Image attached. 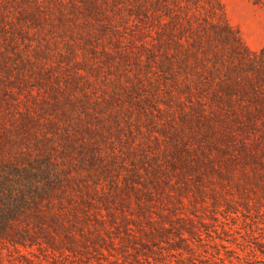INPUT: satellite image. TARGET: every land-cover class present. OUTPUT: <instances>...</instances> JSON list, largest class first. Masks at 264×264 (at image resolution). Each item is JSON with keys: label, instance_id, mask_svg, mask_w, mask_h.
<instances>
[{"label": "rangeland", "instance_id": "374dc122", "mask_svg": "<svg viewBox=\"0 0 264 264\" xmlns=\"http://www.w3.org/2000/svg\"><path fill=\"white\" fill-rule=\"evenodd\" d=\"M222 1L264 48V0ZM186 3L0 0V264H264V170L200 108L230 51Z\"/></svg>", "mask_w": 264, "mask_h": 264}, {"label": "trees", "instance_id": "16d2710c", "mask_svg": "<svg viewBox=\"0 0 264 264\" xmlns=\"http://www.w3.org/2000/svg\"><path fill=\"white\" fill-rule=\"evenodd\" d=\"M169 1L158 0L164 14L169 9ZM185 2L189 3L184 6V20L188 29L197 35L196 39L202 42L204 37L215 34L230 51V71L225 75L229 84L223 101L228 109L222 114V119L214 117L208 120L210 116L206 111L211 105L204 101L200 105L203 118L209 127L232 123L237 130L234 136L236 150L249 159L254 167L264 170V48L251 50L244 45L239 33L226 20L222 0ZM194 4L198 14H189L190 6ZM253 135L257 136L256 140H251Z\"/></svg>", "mask_w": 264, "mask_h": 264}]
</instances>
